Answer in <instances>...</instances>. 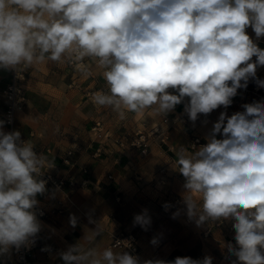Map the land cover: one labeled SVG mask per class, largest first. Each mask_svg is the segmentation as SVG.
<instances>
[{
  "label": "clouds",
  "instance_id": "1",
  "mask_svg": "<svg viewBox=\"0 0 264 264\" xmlns=\"http://www.w3.org/2000/svg\"><path fill=\"white\" fill-rule=\"evenodd\" d=\"M248 27L256 40L264 37V0H0V69L68 62L88 78L93 73L83 61L90 58L107 84L91 95L94 105L139 119L147 110L165 116L187 97L184 111L195 123L199 114L227 109L250 80L264 88L257 77L264 49ZM242 107L230 117L221 112L194 153L181 146L177 165L187 217L198 227L232 220L236 244L224 245L236 258L231 264H264V101ZM4 124L0 256L35 244L43 227L37 195L47 192V158ZM70 224L77 225L75 215ZM150 224L146 209L134 217L144 230ZM101 232L99 222L82 239L88 246L77 242L60 252L64 264H213L211 256L141 262L128 251L95 246Z\"/></svg>",
  "mask_w": 264,
  "mask_h": 264
},
{
  "label": "crops",
  "instance_id": "2",
  "mask_svg": "<svg viewBox=\"0 0 264 264\" xmlns=\"http://www.w3.org/2000/svg\"><path fill=\"white\" fill-rule=\"evenodd\" d=\"M246 32L256 40L251 27ZM256 43L264 49V37ZM83 62L93 73L88 78L68 62L47 61L23 68L25 104L15 113L16 130L35 145L46 161L58 164L60 175L75 184L64 190L46 187L44 195H37L39 206L56 205L59 199L67 209L40 219L43 227L32 253L35 264H64L59 253L77 242L88 246L82 239L95 231L99 222L102 232L92 243L101 249L111 247L116 252L130 253L113 246L114 237L139 228L134 225V217L143 210L146 209L151 218L152 211L159 209V205L174 201L181 209L177 219H181L173 222L163 218L147 237L141 232L138 239L142 258L173 261L176 257L211 256L213 264H231L236 258L224 245L235 236L232 220L205 222L199 227L191 220L184 225L187 217L183 202L185 178L179 172L177 153L181 146L189 153L197 151L199 147L192 148L194 137L207 143L205 138L221 112L230 117L244 111V104L260 102L259 98L264 101V88L250 80L246 89H238L227 109L221 106L208 115L199 114L195 123L184 111L187 97L165 116L147 110L142 118L127 113L125 119H120L111 108L98 107L91 102V95L99 90L107 91V84L90 58ZM9 72L0 69V120L3 121L7 103L3 91ZM257 77L264 79V66L257 69ZM96 122L102 127L98 135L91 131ZM151 128H156L158 133L150 136V150L141 155L129 141L138 130ZM222 138V134H217V139ZM97 146H101L102 151L96 156ZM69 150H72L71 163L66 165L62 158ZM70 215L77 218L75 227L70 224ZM169 225L175 229L167 230ZM153 238L160 241L158 246L151 243ZM45 248L48 250L42 251ZM15 255L13 249L9 255L0 256V264H14Z\"/></svg>",
  "mask_w": 264,
  "mask_h": 264
},
{
  "label": "built area",
  "instance_id": "3",
  "mask_svg": "<svg viewBox=\"0 0 264 264\" xmlns=\"http://www.w3.org/2000/svg\"><path fill=\"white\" fill-rule=\"evenodd\" d=\"M75 65L74 63H70ZM23 66H20L15 70H10L9 72V81L6 85V88L3 91V96L6 99V109L4 113V121H5V132H12L16 131L15 127V113L19 110H21L25 104V94H24V86L22 84V80L24 79V71ZM255 89V88H254ZM262 94H264V90H262ZM259 101H262L259 98ZM91 131L95 134H99L102 132V127L100 122H96L93 127L91 128ZM158 133V130L156 128H151L148 131H142L138 130L135 135L131 138L129 141L130 146L135 148L139 154L146 155L150 150V136ZM25 141H29L26 138L21 137ZM121 146L120 140H116ZM33 144V143H32ZM206 144L205 141H203L200 137H194L192 141V148H198L202 145ZM34 145V144H33ZM34 150L38 153L35 145ZM102 151L101 146H97L94 151V155H99ZM71 152L72 150H69L66 155L62 158V163L69 165L71 163ZM43 176L41 177L45 181H47L46 187H49L52 190H64L68 186H74L75 184L71 181H68L65 177L59 174V166L58 164L52 162V161H46L45 166L43 168ZM82 171H86L85 169H82ZM162 182V180H159ZM177 201V200H176ZM175 201L170 204V207L174 206ZM67 209V206H65L62 201L59 199L56 201V205H51L49 207H46L45 205L38 206V219H44L45 217L52 215V214H58L63 213ZM42 213V215L40 214ZM228 243H232L235 246L234 239L230 238L228 240ZM160 244V241L157 240V244L153 246H158ZM112 245L119 248H124L130 251V254L138 256L143 262V259L141 254V246L138 243L137 237L131 233H121L114 237L112 241ZM37 247V239L34 245L30 246L29 248L21 247L19 251L16 250V255L14 259V264H35V262L32 259V253Z\"/></svg>",
  "mask_w": 264,
  "mask_h": 264
},
{
  "label": "rangeland",
  "instance_id": "4",
  "mask_svg": "<svg viewBox=\"0 0 264 264\" xmlns=\"http://www.w3.org/2000/svg\"><path fill=\"white\" fill-rule=\"evenodd\" d=\"M168 205H169V207H168V209L166 210L165 209V207H164V205L163 206H161V205H159V209L157 208L156 210H153L152 211V216H151V224H150V226H148V228H147V230H144L143 228H141L140 226H139V228H133L132 230H129V232H131V233H133L136 237H137V240H138V243H139V234L141 233V232H144V236L146 235V237L147 236H150L151 235V232H153V230L155 229V228H158L157 227V223L160 221V220H162L163 218L165 219H170L171 221H177V220H179V219H181V217L180 218H178L177 219V216L175 217V218H173V214L174 213H176V212H180V208L178 207L179 205L178 204H174V206L173 207H170V203H168ZM187 218L188 217H186L185 218V224L184 225H186V224H190L191 223V220L189 221V220H187ZM173 230V229H175V227L174 226H172V225H169V227H167V230ZM160 230L159 229H157V233L159 234L160 232H159ZM156 233V234H157Z\"/></svg>",
  "mask_w": 264,
  "mask_h": 264
}]
</instances>
